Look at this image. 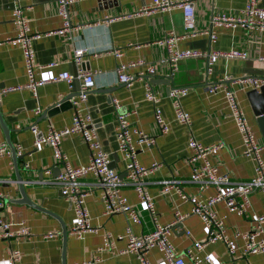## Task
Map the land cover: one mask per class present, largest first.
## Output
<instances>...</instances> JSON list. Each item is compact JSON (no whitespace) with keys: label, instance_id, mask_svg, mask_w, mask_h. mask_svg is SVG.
Returning <instances> with one entry per match:
<instances>
[{"label":"crops","instance_id":"1","mask_svg":"<svg viewBox=\"0 0 264 264\" xmlns=\"http://www.w3.org/2000/svg\"><path fill=\"white\" fill-rule=\"evenodd\" d=\"M258 2L264 5V0ZM150 3L151 0H75L68 6L70 23L88 25L73 29L68 39L53 33L61 27L55 0H21L28 32L37 35L32 40L35 78L43 81L34 89H29L16 88L26 82V75L19 45L9 40L16 31L10 13V1L0 0V86L7 89L0 95V114L10 129V142L13 146L21 147V153L16 154L20 156L16 164L23 179L24 195L34 206L15 202L20 194L15 183L12 159L10 155H0V196L4 205L0 210V220L11 223V227L23 222L29 230L27 237H0V264H4L1 258L9 248L19 250L20 264H62L61 225L66 229L63 264L94 258V264H139L134 255L118 253L124 247L123 239L115 240L112 249L98 250L103 242L102 234L108 232L115 237L123 232L127 223L135 234L145 233L155 223L165 224L170 221L176 210L188 212L189 202H183L172 191L166 194L160 192L161 180L177 179L183 192L200 194L204 200L213 195L211 186L200 193L196 185L189 181L192 167L200 161H188L191 154L187 147L188 135L203 145L222 143L221 148L207 156L210 163L216 166L218 174H226L234 181L250 178L253 174L252 162L241 154L240 138L223 94L207 91L208 85L224 77L228 78L226 84L234 91L235 99L257 141L263 145L261 157L264 162V144L252 114L251 102L246 95L250 89L241 90L237 84L232 83L233 79L243 76H264V70L256 60L257 56L264 55V29L212 27L214 40H210L207 34L190 36L183 29L179 8L148 14L138 12ZM192 3L194 29L200 31L209 28L211 14L239 9L244 0H193ZM109 17L110 21L104 23L103 19ZM169 31L178 37V49H196L207 54L235 48L244 51L246 57L224 58L215 55L210 64V73L206 72L207 55L186 58L179 61L176 69L171 71L165 47L156 44ZM76 48L85 51L79 62L75 61L73 55ZM114 49L120 52L119 57L114 56ZM119 63L130 64L126 72L134 80L128 87L116 80L115 68ZM147 65L153 68L150 77L156 79L150 86L158 98L156 106L167 124L164 133L159 131L154 121V105L144 99L140 77L145 78ZM62 71H67L71 76V87L75 86L72 83L73 71L78 81L80 71L94 72V86L87 94L85 111L90 115L91 126L101 149L108 153L112 169L122 180L125 176L123 161L114 137L116 114H125L127 120L154 138L153 145L146 149L136 146V159L140 164L148 165L153 161L160 163L158 168L145 176L147 192L153 198L154 216L140 212V222L133 223L120 213L103 214L102 203L92 184L94 179L88 175L83 178L88 190L84 207L89 215V224L96 227L97 231L84 233L81 238L67 234L74 215L53 182L63 170V165L53 157L49 146L34 147L30 132L31 124L44 133L49 128L60 129L70 123L72 107L50 116L44 114L46 109L71 90L65 80H52ZM168 77L171 89H188L179 98L182 109L190 116L188 126L178 124L173 119L167 86L162 83ZM102 89H109V92ZM1 142H5V138L0 127ZM59 148L72 167L88 162L89 149L78 134L63 136ZM121 192L129 204H136L135 194L129 185H122ZM210 210L223 222L225 234L237 250L230 257L223 243L217 241L206 244L201 250L191 247V254H184L193 241H200L205 236L199 218L189 214L174 225L169 236L175 249L183 254L186 264H205L202 258L204 253L209 254L218 264H264V253L241 255V240L232 237L234 231L249 229L255 215L264 214V194L252 191L249 207L241 214L229 211L222 201L214 202ZM146 257L150 264H167L156 249L147 251Z\"/></svg>","mask_w":264,"mask_h":264},{"label":"built area","instance_id":"2","mask_svg":"<svg viewBox=\"0 0 264 264\" xmlns=\"http://www.w3.org/2000/svg\"><path fill=\"white\" fill-rule=\"evenodd\" d=\"M10 13L14 22L16 31L9 40L19 45L23 67L26 75V82L16 88L34 89L43 83L35 78L34 51L32 48V40L37 35L30 34L27 29L26 18L23 14L21 0H9ZM57 3V14L61 19V27L54 31L60 35H64L68 39L71 38L73 29H80L88 24H71L68 16V6L75 0H55ZM193 0H151L147 6H143L138 10L141 13L166 12L172 8H179L182 16V26L190 36L196 34H207L210 40L215 39V34L211 30L212 27H224L229 29L243 28L246 30H263L264 29V5H260L258 0H244L243 6L236 10H223L210 15L209 28L207 30L197 31L194 29V10ZM109 18L103 19L104 23L110 21ZM178 39L171 31L166 32L161 39L156 41L157 45L163 46L167 52V60L171 71L176 69L177 63L186 58H198L207 55L206 72L210 73V64L215 55H221L224 58H245L246 53L239 49L231 48L224 52L204 53L196 49H178L176 40ZM84 49L76 48L73 50L74 59L79 62L80 56L84 53ZM115 57L121 54L117 49L113 50ZM256 60L264 70V55L257 56ZM136 63H142L137 61ZM134 63H131V65ZM130 65V64H128ZM119 63L115 68L116 80L118 83L130 86L134 77L126 72L128 66ZM145 78L140 77L144 89V99L154 105L153 118L161 133L166 132L167 124L164 121L160 109L156 106L158 98L152 92L148 77L153 74V68L150 65L145 67ZM94 72L80 71L77 75L79 78V89L75 96L70 97L72 113L70 123L60 129H47L41 133L33 125L30 132L33 135L32 145H47L52 150V155L63 165V170L53 179L58 187L60 194L67 201L71 208L74 220L69 227L67 234L76 238H81L84 233H94L96 227L89 224V215L84 207V199L88 193L85 188L83 178L91 175L94 179L92 183L97 190L99 200L102 203L103 214L110 215L120 213L125 216L129 222L139 223V213L148 212L154 216L153 198L147 192L145 176L152 173L160 166V163L153 161L148 165L140 164L136 159V146H142L144 149L150 147L154 143V138L135 124L126 119L125 114L117 113L114 125V137L116 141L117 151L120 153L124 167V180L118 173L113 170L110 164L108 153L101 149L99 140L91 126V118L85 111L84 103L88 92L94 86ZM227 77L207 86L209 93L221 92L225 99L226 106L229 109L230 116L236 126L240 143L241 154L252 162L253 174L250 178L241 181L230 180L226 174H218L217 168L210 163L207 156L212 151L222 147V143L203 145L193 138L192 135L187 137V147L191 154L188 161L200 162L192 167L189 181L196 185L198 192L212 187L214 193L208 199H202L200 194H186L183 192L179 181L174 178L161 180L160 192L166 194L174 192L180 200L190 203V210L181 213L174 211L173 218L165 224L155 223L153 228L145 233L135 234L130 225L127 223L121 234L112 237L110 233L102 234L103 242L98 250L114 248L115 240L123 239L124 247L118 251L122 254L134 255L139 264H150L146 257L147 251L156 249L161 253L162 258L167 264H186L183 254L175 249L169 240V236L173 231L174 225L183 217L189 214L196 215L205 230V236L200 241H193L191 246L186 248L184 254H191V247L201 250L206 244L214 242L223 243L228 255L232 257L237 247L231 239L225 234L223 222L210 210V206L214 202L222 201L229 211H236L241 214L249 207V195L252 191H259L264 194V162L261 157L260 144L248 121L235 99L234 91L226 84ZM53 81L65 80L71 87V76L67 71L57 74ZM232 83L237 84L239 89H258L264 85V76H243L235 78ZM7 89H0V95ZM186 87H175L170 89L168 97L171 103L173 119L178 124L188 126L190 124L189 114L182 109L179 98L187 93ZM117 106V103L115 102ZM37 112V111H36ZM68 134H78L82 141L89 149L90 155L88 162L84 165L72 167L66 161V156L59 148L61 138ZM16 154L21 153L19 145L14 146ZM0 155H10V150L5 142L0 143ZM1 182V179H0ZM129 185L136 197V204H129L126 197L121 192V186ZM3 201L0 196V209L3 207ZM11 223L0 220V237L19 236L27 237L29 235L28 227L19 222L14 227ZM188 234V231H186ZM234 239L241 240L239 253L247 254H263L264 253V214L254 216L252 226L244 231H234L232 233ZM1 257V256H0ZM203 261L205 264H218L209 254L204 253ZM4 264H20L21 254L19 250L9 248L6 249L2 256ZM96 259H86L75 262L73 264H94Z\"/></svg>","mask_w":264,"mask_h":264},{"label":"water","instance_id":"3","mask_svg":"<svg viewBox=\"0 0 264 264\" xmlns=\"http://www.w3.org/2000/svg\"><path fill=\"white\" fill-rule=\"evenodd\" d=\"M149 82L152 84L153 80H156L155 78H151L150 76L148 77ZM169 77L168 78H164L163 80V84H165L167 87V92L170 91V87H169ZM161 80V79H159ZM72 83L75 85L74 87H71V90L69 93H67L66 95H64L61 99H59L56 103H54L53 105H51L48 109H46L44 111V114H46L47 116H50L54 113H56L57 111H61L64 110L66 108H70L71 104L70 101L68 100L70 97L75 96L78 93V89H79V81L76 78V72L73 71L72 72ZM3 87L0 86V89H2ZM104 92H109V89H102ZM246 95L248 96V99L251 102V109H252V114L254 115L255 118V122H256V126L259 130V133L261 135L263 144H264V85L259 87V91L257 92L256 89H250L247 91ZM257 100H260V102H257ZM34 124H31V126H33ZM0 127L2 129L4 138H5V143L8 146L9 150H10V156L12 159V165H13V170H14V176H15V183L17 185V189L18 192L20 194V198L16 199L15 202L18 203H25L30 205L31 207H34L28 199H26L25 195H24V189H23V179L21 178L20 174H19V170L17 168V164H16V159L20 156L16 155L15 152V148L12 145V143L9 140V132L10 129L7 127L4 119L2 118L1 114H0ZM112 162V161H111ZM110 162L109 166L112 168V163ZM121 176V175H120ZM36 208V207H35ZM1 210V209H0ZM61 236H62V254H61V260H62V264H63V247H64V240L66 237V229L64 226L61 225Z\"/></svg>","mask_w":264,"mask_h":264}]
</instances>
